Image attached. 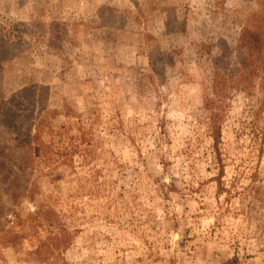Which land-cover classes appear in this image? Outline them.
<instances>
[{
    "label": "rangeland",
    "instance_id": "obj_1",
    "mask_svg": "<svg viewBox=\"0 0 264 264\" xmlns=\"http://www.w3.org/2000/svg\"><path fill=\"white\" fill-rule=\"evenodd\" d=\"M0 264H264V0H0Z\"/></svg>",
    "mask_w": 264,
    "mask_h": 264
},
{
    "label": "trees",
    "instance_id": "obj_2",
    "mask_svg": "<svg viewBox=\"0 0 264 264\" xmlns=\"http://www.w3.org/2000/svg\"><path fill=\"white\" fill-rule=\"evenodd\" d=\"M247 62L245 65L248 64L249 58H250V48L247 50L246 56ZM214 61V78H213V93L216 95L215 98H212V102H216L218 100V97L221 94V85L225 81L224 76L218 71V66L215 60ZM245 61V60H244ZM238 72L240 74V78L242 79L245 75H247V72L243 71L242 68H238ZM246 73V74H245ZM251 74V72H248ZM212 110H210V134L213 138V144L214 147L216 148V151L218 155H220V142H221V119L223 118V112L219 110H214L213 106ZM8 233H12L13 239L17 240L19 237V234L16 232L8 231Z\"/></svg>",
    "mask_w": 264,
    "mask_h": 264
}]
</instances>
